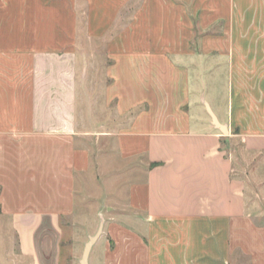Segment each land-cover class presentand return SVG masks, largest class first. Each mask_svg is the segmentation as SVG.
I'll use <instances>...</instances> for the list:
<instances>
[{"label": "crops", "instance_id": "obj_1", "mask_svg": "<svg viewBox=\"0 0 264 264\" xmlns=\"http://www.w3.org/2000/svg\"><path fill=\"white\" fill-rule=\"evenodd\" d=\"M92 43L106 104L132 119L117 154L142 174L89 264H264L248 179L207 108L264 155V0H0V219L14 234L0 264H62L61 238L41 236H61L91 168L78 126ZM221 69L227 108L206 96Z\"/></svg>", "mask_w": 264, "mask_h": 264}, {"label": "rangeland", "instance_id": "obj_2", "mask_svg": "<svg viewBox=\"0 0 264 264\" xmlns=\"http://www.w3.org/2000/svg\"><path fill=\"white\" fill-rule=\"evenodd\" d=\"M89 48V52L92 54L84 60L86 65L88 64V73L86 74L88 76L86 79L83 80L84 77H82L80 80L78 130L84 135L82 138L84 142L81 145L90 148L92 152L91 168L85 177L79 178L77 213L74 216L61 219L63 226L61 236L58 237L59 234L52 229L41 236V241L47 243L45 245L61 238L62 264H80L89 237L96 234L103 222L102 237L105 235L106 224L122 215V207L126 202L130 183L139 180L142 174H138L136 171L137 161L129 159L122 162L117 154L115 133L123 127L130 129L132 119L131 117L123 120L116 118L114 105L106 104L105 91L108 80L104 74L106 59L103 47L98 43H92ZM213 75L215 79L210 80L209 85L213 84L214 86L206 88V96L215 108L218 104L227 108L229 89L225 86V71L221 69L214 72ZM196 109L199 112L206 111L205 105L201 103L196 106L195 104L191 105L193 115H195ZM235 112L236 103L234 104V114ZM251 117H255V115H251ZM222 147L235 162L237 171H240L244 178L248 179V194L256 207L253 210V216L258 223L264 224V215H261V210L259 211L257 208L260 205L263 208L261 212H264V155L246 152L239 138L233 134L223 136ZM8 224L7 220L0 219V239L4 236L3 234H6V238L11 236L14 240V234L6 231L9 228ZM16 250L17 248H14V252ZM97 250L98 247L92 254L91 263L94 262Z\"/></svg>", "mask_w": 264, "mask_h": 264}, {"label": "water", "instance_id": "obj_3", "mask_svg": "<svg viewBox=\"0 0 264 264\" xmlns=\"http://www.w3.org/2000/svg\"><path fill=\"white\" fill-rule=\"evenodd\" d=\"M207 108L209 109V112L212 116V120H213L214 125H216L218 128L221 129L223 135H228L227 127L218 121L215 114L210 110V108L208 106H207ZM103 227H104V223L102 222L100 224L99 229L96 232V234L89 237V240L85 244L83 255H82V258L80 260V264H89V257H90L91 250H92L93 246L95 245V243L98 241V239L101 237V235L103 233Z\"/></svg>", "mask_w": 264, "mask_h": 264}]
</instances>
